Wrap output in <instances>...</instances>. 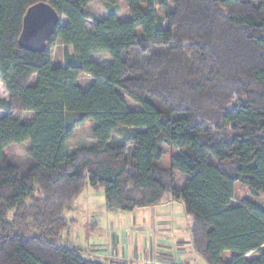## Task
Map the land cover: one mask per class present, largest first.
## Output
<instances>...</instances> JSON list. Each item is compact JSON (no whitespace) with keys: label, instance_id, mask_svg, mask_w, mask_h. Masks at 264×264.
<instances>
[{"label":"trees","instance_id":"trees-1","mask_svg":"<svg viewBox=\"0 0 264 264\" xmlns=\"http://www.w3.org/2000/svg\"><path fill=\"white\" fill-rule=\"evenodd\" d=\"M120 1L0 0L8 94L0 99V264H103L59 244L65 212L88 185L104 189L112 212L156 207L170 195L191 218L192 247L207 264H264V0H123L126 21ZM40 2L60 24L46 51L34 53L18 40ZM93 2L107 18L88 12ZM58 41L73 50L63 66L53 65ZM96 54L111 63L97 64ZM82 74L93 79L87 89ZM88 121L96 144L71 152ZM27 142L26 160L5 153ZM162 147L187 153L162 168ZM236 185L253 201L233 205Z\"/></svg>","mask_w":264,"mask_h":264},{"label":"rangeland","instance_id":"rangeland-1","mask_svg":"<svg viewBox=\"0 0 264 264\" xmlns=\"http://www.w3.org/2000/svg\"><path fill=\"white\" fill-rule=\"evenodd\" d=\"M159 2L160 0H157L156 4L158 5ZM87 10L99 19L107 18L109 14L108 9L99 2H93ZM118 11L117 17L120 21L130 18L128 6L123 0L119 2ZM87 29L92 31V21H88ZM67 52L73 54L72 48H66L60 41L56 42L52 50L53 65H65ZM91 58L99 65L111 63V58L107 54H96ZM92 82L93 79L86 74H82L78 79V84L83 89H87ZM0 99H8L7 91L2 84H0ZM129 104L135 108V105ZM3 115L4 113L0 112V118ZM33 117V113H26L23 120L30 122ZM94 126L92 121H88L76 129L73 139L68 144L71 152L89 149L96 144L92 135ZM30 149L31 142H27L22 145H12L5 150V153L23 161L28 158ZM162 151L163 156L158 162L159 167L162 168L170 167L172 156L187 153L186 149L164 147ZM175 175L177 186L182 187L185 176L178 172H175ZM245 201H253L248 189L236 185L233 205H241ZM158 211L162 213H157ZM65 217L69 221V228L61 234L59 244L77 249L86 260L103 264L110 262L207 264L192 247L189 233L191 218L184 213L182 202L175 201L170 195H167L156 207L136 209L133 212H111L106 205L104 189H93L88 185L71 210L65 212ZM142 221L148 222L142 224ZM142 231H147V234H142ZM257 257L255 254L247 256L249 260ZM231 258L230 252L223 255L226 263H229Z\"/></svg>","mask_w":264,"mask_h":264},{"label":"water","instance_id":"water-1","mask_svg":"<svg viewBox=\"0 0 264 264\" xmlns=\"http://www.w3.org/2000/svg\"><path fill=\"white\" fill-rule=\"evenodd\" d=\"M59 24L60 17L49 4L40 2L31 6L23 19L19 46L34 53L45 52L47 43ZM261 205L264 207V201Z\"/></svg>","mask_w":264,"mask_h":264},{"label":"crops","instance_id":"crops-1","mask_svg":"<svg viewBox=\"0 0 264 264\" xmlns=\"http://www.w3.org/2000/svg\"><path fill=\"white\" fill-rule=\"evenodd\" d=\"M184 208V207H183ZM112 212V211H111ZM161 211H158L157 213H160ZM162 213V212H161ZM153 215H154V212H153ZM148 221H142L141 223L142 224H146ZM152 222L154 223V220L152 219ZM151 222V223H152ZM151 232H152V230H151ZM140 234V233H139ZM142 234H147V231H142ZM154 264H158V263H154Z\"/></svg>","mask_w":264,"mask_h":264}]
</instances>
